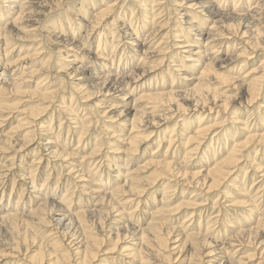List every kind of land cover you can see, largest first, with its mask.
Listing matches in <instances>:
<instances>
[{
    "label": "rangeland",
    "instance_id": "1",
    "mask_svg": "<svg viewBox=\"0 0 264 264\" xmlns=\"http://www.w3.org/2000/svg\"><path fill=\"white\" fill-rule=\"evenodd\" d=\"M163 1L165 2V5H163V7L157 6V8L153 5V2L151 0H62L60 4L56 5L55 8L57 9L51 11L50 13L48 12L47 8H41L40 11L37 12L38 14H36L35 17V22L37 23L38 29L34 34L36 35L35 39L31 40L33 43L28 42V40L22 42L11 40V52L5 58H9V62H11L14 59H17L19 55H27V52L29 51L28 55L33 56L26 59V61H29V67L26 65L27 68L26 66L25 68H20L21 70L18 69V72L17 70L16 72L9 70V72H6L7 75H0V79L4 81V78L6 77L7 79H10L12 77L16 78L23 72L25 73L30 70L38 71L40 70L39 68H41L44 61L50 56L52 65L51 68L48 65H45L46 68L42 70L43 72H40L36 76L26 77L28 81L20 84V91H24V94H26V92H32L35 89H38V91L41 92V89L44 88L42 89V91L45 92L48 90L52 91L63 88V91L55 96V100H52V97L47 99V101L50 102V104H44L49 105L47 110L45 109V111H42L39 114H35L40 111L39 109H37L38 103L40 102L37 96H35V98L33 99L31 97V100L27 97L22 96L21 99H27V102L19 103L18 101L20 99L18 94V96L7 95L8 97L5 96L4 98L5 101H2L4 103L7 102L6 104L13 103L15 105H19L20 107H18V109L21 110H34V114H32L30 110L29 111L33 116L36 115L35 117L37 118H34V122L35 124H38L40 126V132H38V129L33 130L30 132V135H27L29 138L25 136L27 139H30V143L27 144L25 143L27 139L23 136L26 130H22V127L11 129L16 125L17 117H9L8 115L7 117H2V119H0V147L3 148L8 143L7 140L5 141L6 138L15 143H13L11 147L12 149L10 148L11 150L8 149L9 152L13 154L14 158H11V153L0 154V167L3 164H8L12 167V169L8 172V177L4 179V181L6 180V184L0 182L2 183L0 184V186L4 187L3 189H5L2 200L0 198L1 211L2 209H6L7 205L9 204L7 198L13 202L16 201L20 196L23 201H26L28 199L31 200H29L31 204L29 203L27 206H25L26 210L27 208H29V205H31V208H34L46 198V200L50 202L53 201V203H55L54 208H64L63 210L66 212L68 211V213H73L85 208L91 209L96 203V196H90V191H95L96 193H105L107 191L106 193H110V191L116 189L119 184L122 185L125 182V177L128 178L127 181L129 180L128 182L126 181L125 185H123V189H121L125 191H119L114 198L116 201V205H119L118 211L119 213L121 212L118 222H114L116 221V215H118L116 211L111 212V215L109 216L110 218H112L111 220H105L103 222L104 224L106 223L107 227H111L109 231L112 235L110 234V236H108L106 240L104 239L103 243L99 247L93 246L92 243L89 244L91 248L88 246V251L94 250L93 253L95 251H98V253L94 260H88V264H174L173 262L175 260L176 264H220L222 262V259H218V256H220L222 252H220V245L217 244L225 243L229 240V238L234 236L239 231L253 228L258 221L257 216L260 215V211L264 212V196L262 195L264 194V141L260 139V135H262V133L264 132V109L259 107L260 104L264 103V91L261 92L259 98L253 103L247 102L248 97L244 93L240 95L234 94L235 88L237 87L236 85L243 77V74L249 72L253 68L256 69L260 62L264 59V44L260 45V47L263 49L258 47V50L254 52L252 58H250L249 60L245 58L230 60L229 57L232 54V51L235 49V44H237L238 47L237 52H241L243 49L244 51H250V41H253V43H255V39L252 40L253 38L250 39V43L248 45L242 43L240 40H237V38H233L229 41V43H225L221 47V52L218 53L219 57L215 60L217 67H219L218 65L221 66L220 70L217 69L219 72V77L216 76L214 77V79H212V81L216 83L218 87H220V90L218 92L221 95H224V93H226V89L230 88L227 93L231 95L234 94L235 101L233 105L230 106L227 110L228 112H220L217 116V113L215 111L210 113L202 110L188 111L186 110L187 105L181 100H178L177 102L182 104V106L185 107L186 111L178 112L174 114L171 119L164 122L163 125L156 130L155 134H152V136L148 137V140L137 151L130 153L126 152L127 148H129L128 145H130L128 144L127 138L130 133L129 130L133 112L135 109H141L146 105H150L151 102L150 99H147L145 97L141 98V96H143L142 94L162 93L172 90L182 91L186 88L191 89L195 84L194 80H186V77H194L195 74L192 73L195 72H193L192 70L191 72L186 67H179L183 64V66H187L185 64L189 65L192 63L189 61V59H185V55L187 53L183 52L182 50L177 51L175 49H172L174 51H172V54H169L170 59L168 58V60L164 64L159 63L158 56L150 57V59L144 64L143 67L146 68V74L143 75L140 80H138V83H136L137 85L135 84L134 87H131V94H129V96L124 99L126 100V102H122L119 99L115 98V96L112 97L109 94H106L99 83L98 78L101 74L103 75L109 73V75H114L116 74V72L124 74L123 70H125L127 71L126 73L128 75L132 73L135 67L142 66L144 61L138 60L141 59L139 56L140 53L136 51L134 44H141V42L144 41L146 35H148V33L152 29L151 20L154 17L153 12L147 14V10L144 11L143 8H148V10L150 8V10L155 9L157 10L155 13H158L160 10L161 13L159 14L161 16H165H163L164 22H168L167 26H165L166 28L157 32L150 40V43L153 46H156L160 41L164 42V38H169V44L177 43L175 38L172 39L171 31L173 29L174 34L176 33V31L180 32L179 30L182 29V23H179V21H177V10L176 8H173L171 6L174 5L173 3L175 0ZM21 2H23V0ZM111 3H114L112 14L109 15L107 21L102 22L101 26H98L94 29L95 31L92 32L88 40L83 44L84 48L82 47V52H78V63L81 64L83 68H85L84 74H86L85 76L87 77V79L84 82H87L88 84L86 90L83 92H86V94H83L82 92L79 93V91L76 92V90L73 88V85H71L75 80V77L73 78V76L65 72L58 73V70L60 68L59 66L66 61L65 57H63L66 50L63 46H59L58 44H56V36H53L50 33L53 31L55 35L60 36L66 42H81V40L84 39L83 37H85V32L87 31L89 22H91V20L95 18L94 14L100 9L110 5ZM5 4L8 5V3ZM0 8L9 7H5L4 2L0 0ZM168 12L170 13L168 14ZM159 14H156V16ZM122 17L125 18L123 19ZM192 18H194L193 21L195 23H204L203 26L206 25V27L212 23V20H205L203 18H199L196 15H193ZM95 22H97V19H95ZM198 23L196 24L199 25ZM122 24L124 27H122ZM144 28H146V30H144ZM70 29L72 30V32ZM178 32L176 34H179ZM181 34L187 35L189 33L186 31L184 34ZM197 37L198 36H195L194 38ZM205 37L206 35L202 36L201 38L203 39ZM194 38H186L187 43L189 42V44L193 45V47L199 45L198 43L194 42ZM262 39H264V37ZM220 42L221 41H216L210 45L216 47L220 45ZM260 42L262 43L261 40ZM21 44L25 46L20 47ZM26 44L33 45H31V47L30 45ZM226 45H228L227 49ZM29 46L30 48H27ZM37 46H41L45 52L40 57L34 56L35 52L39 50ZM35 47L37 48L36 51L34 50ZM57 48H60V51H56ZM31 50L33 52H31ZM99 51L101 53H99ZM1 52L2 48H0V53ZM107 58L111 60V62ZM181 59H183V61ZM102 67H104L105 69H103ZM180 68L183 70V72L179 70ZM3 69L4 66L0 62V73ZM101 70L104 71L102 72ZM14 73L16 76L14 75ZM188 74L191 76H188ZM251 75L255 77L259 74L255 72ZM45 76H47V79L45 80L46 82L44 81L46 83V85H44L45 87L42 86L37 88L36 85L38 80ZM50 100H52L53 102ZM124 110H126L125 113L128 112V115L123 117L122 120L121 115H124V113L121 114V111ZM233 115L238 119H229V117H234ZM2 120L4 121L2 122ZM222 120H224L223 122H221L222 126L217 128L215 132L209 133L206 138L202 139V142L198 146V149L189 151L191 147H189L190 145L186 146L185 142L190 135L194 134V132L197 130V127H199L200 125L203 127L209 124H213L215 121L220 122ZM82 126H87L86 129H84L85 131L83 130ZM249 135H252L253 137H251V139L248 141L246 147L241 150L242 157L239 160L237 169H235L230 177L228 176V178H225V180L221 183L217 184L213 188H208L210 181L208 180L207 182H203L206 170L210 168L211 165L218 163L223 157H225V155H228L238 143L245 142L247 136ZM45 140L46 142L50 143L47 144L48 146H51L52 144L53 149L49 148V151L57 149L64 154L68 153L70 156L67 157V161H63V159L59 158V156L56 157L50 155L48 153V150H44L46 149L43 148L45 147ZM22 144L27 145L22 146ZM55 146L58 147L56 148ZM84 156L85 158H83ZM125 157L131 159L128 160ZM47 158H49L50 161ZM124 159L128 161L126 165L121 164V161ZM87 160L90 163H88ZM154 160L155 162L163 161L172 163L175 166H179L181 170L187 172L185 180L190 181V183H186L188 185H183L180 183L175 184V182L173 181L169 182L166 179L161 178L152 184L151 182L154 181L159 172V169L155 168L154 166H150V163H152V161L154 162ZM67 162L72 163L69 164V167L70 169L72 167V169L76 171L75 173H68L69 169L67 168ZM110 162H112V164ZM100 164L103 166H101ZM73 165H76L75 167L77 168V170ZM78 165H80L82 169L79 168ZM87 165H89V167ZM121 165L122 167H120ZM76 173H79L80 175H76ZM85 174L86 176H84ZM101 174H103L104 176ZM126 174L128 175L125 176ZM191 174L193 175V178L190 177ZM82 175L84 177H81ZM71 181L72 183H70ZM30 182L32 183V185ZM16 188H18L17 191H23L25 194L23 192H21L23 195L20 194V192L16 191ZM130 188L133 189L132 191H136L139 188H144V192L140 197L127 198L124 195H128V193L131 192ZM38 190L40 191L38 192ZM33 193H36L37 195ZM26 195L28 198L26 197ZM82 196L84 197V199ZM63 198L67 199L64 200ZM62 199L64 200V202ZM244 200L249 201V205L235 203ZM35 201L37 202L35 203ZM76 201H78L79 203L81 202L80 204L82 206L79 205V203ZM106 202L107 201L104 200L99 202L100 212H104L106 210ZM75 203L77 205H75ZM252 203L253 206H251ZM66 207L68 210H66ZM174 207H176L177 209L169 212L163 211L161 212L162 215L157 212L160 209L169 210ZM23 217L24 218H20L19 220L2 222L0 224V264H33L30 261V258L33 255H36V253H39L38 251H40L41 247V254L44 257L43 261H45L42 264H54V260L58 256V252H69L71 253L72 261H78V264L81 263L80 254L73 255V252H71L72 249L76 247H73V240H71L73 236L71 237L69 236V234L67 235L65 230H62V228H58V226H56L55 219L57 218V215H54L53 220L52 214H49L48 211L45 212L46 221L48 222V226H51V228L40 227V225L37 226L35 223H32L28 218L29 216L27 215V212L23 213ZM187 217L188 219H186ZM70 218L71 217H68L64 223L66 224L68 219ZM72 218L74 219L73 216ZM85 220L87 221L88 218H85ZM93 221L97 220H95V218L91 219L90 221L88 220L86 222L88 223L86 226L90 227L91 225V227L93 228ZM152 221H160L164 224V226L173 228L174 235L171 237L173 239L174 236L178 233H180V236L189 233L206 236V238H208L207 240L212 243L211 248L215 249V255L207 257V253L210 248L199 247V249H196L194 251L191 245L188 244V242L184 244V248L180 253L178 251L179 249L177 248V250L170 251L169 254V251L166 249H169L167 246L170 242L164 243L163 246H160L159 248L156 242L147 241L149 239L147 236L142 240H138L139 235H134L133 233L135 232H131V230L133 229L129 231L130 233H132L130 234L128 232L129 228H125L134 226V228L136 229H141L146 227ZM210 221L212 224L210 223ZM197 225L199 227H197ZM52 228H56L52 231H56V233L53 236H49V238H59L57 239L59 241V248L55 250L51 249V245L49 241H47V239L49 240V238H44V235L46 233L43 232L46 229L49 230ZM85 230H88V228H86ZM205 230H207V232ZM79 231L76 232L77 234L75 233V236H79L80 238L83 236L84 238L85 233ZM98 232V234L96 235L103 237L101 233L103 234L107 231L104 232L98 230ZM214 233L215 236H213ZM222 236L224 238H222ZM263 236L264 234L261 238L257 239V242L260 241L261 244H252L250 248L246 249V253H255V260H253L251 264H256L260 260L261 254L259 253H261L264 249ZM219 238H221V240ZM248 238L249 237L246 236L244 237V240H247ZM116 241H118V250L116 249L117 252L108 254L104 257L102 254L103 251L112 248ZM132 242L135 244L132 245L131 248H135L136 250L141 249V251L136 253L135 256H126V254L130 251L121 252L119 248H121L122 246L126 247L129 243ZM81 249H84V247L82 246ZM244 251L245 250H240V252L236 253H234L233 250L226 251L227 253H225V259H234L235 261L243 253L246 254ZM231 255L233 257H231ZM262 255H264V253Z\"/></svg>",
    "mask_w": 264,
    "mask_h": 264
},
{
    "label": "bare ground",
    "instance_id": "2",
    "mask_svg": "<svg viewBox=\"0 0 264 264\" xmlns=\"http://www.w3.org/2000/svg\"><path fill=\"white\" fill-rule=\"evenodd\" d=\"M2 1L4 2V6L5 7L8 6L9 8H0V48H2V52L0 53V55H1L0 62L4 66V69L2 70L0 75H7L6 72H9V70H11L13 72H16V70H17V72H18V69L21 70L22 68H25L26 65L28 66L29 65L28 64L29 61H26V59L28 57L29 58L33 57L32 55H28L29 54V51H28L27 55H24V56H22L23 54L19 55L17 57V59H14L11 62H9V58L5 59L11 52V50H10V48L12 46V45H10L11 44L10 43L11 40H14V41L17 40L18 42H22V41H25V40L27 41L28 40V42H32L31 40L35 39L36 35H34V34H35L36 30L38 29L37 23L35 22L36 14H38L37 12H39L41 8H47L48 12L50 13L51 11H54L55 9H57V8H55L56 5L60 4V2L62 0H23V2H21L22 0H2ZM151 1L153 2V5L156 6V7L157 6L158 7H160V6L163 7V5H165L164 4L165 2L163 0H159V1L158 0L157 1L156 0H151ZM5 3H8V5L5 4ZM113 4L114 3H111L110 5L106 6L105 8L100 9L98 12H96L94 14L95 18L93 20H91V22H89L88 27H87V31L85 32V37H83L84 39L81 40V42H79V41L78 42L77 41L76 42L75 41L66 42L60 36L55 35V33L53 31H52L53 33L52 32L50 33L51 35L56 36V39H55L56 40L55 41L56 44H58L59 46H63L65 48V50H66L64 52V55H63V57H65L66 61L63 62L59 66L60 68L58 70V73L65 72V73H68L69 75L73 76V78L75 77V80L72 82L71 85H73V88L76 90V92L79 91V93H81V92L83 93L86 90L87 84H88L87 82H84L87 79V77L85 76L86 74H84L85 68H83L81 66V64L78 63V58H77L78 57V52L79 51L82 52L83 44L88 40V38L90 37L92 32L95 31L94 29L96 27H98V26H101L102 22L107 21V19L109 18V15L112 14ZM173 4L174 5H171V6L173 8H176V10H177V13H176V15H178L177 16V18H178L177 21H179V23L183 24V25L181 24L182 29H180L179 31L181 33H183V34L187 31L189 34L182 35L178 31H176V33L178 32L179 34H176V33L174 34L173 29H172L171 37H172V39L175 38L177 43L169 44V40H168L169 38H164L165 39L164 42L160 41L156 46H153L150 43V40L152 39V37L157 32H159L161 30H164V28H166L165 26H167L168 22H164V19H163L164 15L161 16L159 14V13H161V11L159 9H158L159 12L155 13L157 11L155 9L150 10L151 9L150 7H149L150 8L149 10H148V8H143L144 11L147 10V14H150V13L153 12L154 13V17L152 18V20L150 19L152 21L151 22V24H152L151 28L152 29L148 33V35L145 34L146 38L144 39V41L141 42V44H139V43H135L134 44L135 45L134 47L136 48V51L140 53L139 56H140L141 59H138V60H141V61L143 60L144 61L142 66L135 67L133 71L131 70L132 73H130L128 75L126 73L127 71L123 70L124 74H120L119 72H116V74H114L115 76L113 74L109 75V73L108 74H103V75L101 74L99 76V78H98L99 79V83H100L101 87L104 89L106 94H109L112 97L115 96V98L119 99L120 101L126 102V100H124V99L126 97H128L129 94H131V92H132L131 87H134V85L136 83H138V80H140V78L143 75L146 74L145 73L146 72V70H145L146 68H143V67H144V64L150 59V57L158 56L159 57V63L164 64L168 60V58L170 59V55L169 54H172L173 53L172 51H174L172 49H175L177 51L182 50L183 52L187 53L185 55V59H187V60L189 59V61L192 62L189 65L185 64L187 66H183L184 64L179 66V67H186L190 71L192 70L193 72H195V73H192V74H195L194 77H186L187 81H190V80H194L195 81V84H194V86L191 89L186 88V89H184L182 91H173L172 90V91L162 92V93L142 94L143 96H141V98L145 97L147 99H150L151 102H150V105H146V106H144L141 109H135L134 112H133V116H132V119H131L130 130H129L130 133H129L128 138H127L128 144H130L128 146H129V148H131V149L127 148L126 152H128V153L137 151L148 140V137L152 136V134H155L156 130L158 128H160L163 125L164 122H166L167 120L171 119L174 116V114H176L178 112H181V111L185 112L186 110H188V111L189 110H193V111L202 110V111H207L208 113H210V112L215 111L217 113V116H218V114L220 112L226 113V111L229 109V107L233 105V103L235 101L234 94L235 95L236 94L240 95V94L244 93L248 97L247 102H249V103L252 102L253 103L254 101H256L259 98V96L261 95V92L264 91V83H263V81H264V59L260 62V64L258 65V67L256 69L253 68L249 72L243 74V77L241 78L239 83L236 85L237 87L235 88V92L232 95L227 93V91L230 88H227L226 89V93H224V95H221L218 92L220 90V87H218V85L212 81V79H214V77H216V76L219 77L218 70H220L221 66L218 65L219 67H217V65L215 63V60H216V58L219 57L218 53L221 52V49H222L221 47L225 43L226 44L229 43V41L232 40L233 38H235V39L237 38V40H240L242 43H245L247 45L251 42L249 44V45H251L249 47L250 51H248V50L244 51V49H243L241 52H237L238 47H237V44H235V46H234L235 49L232 51V54L229 56L230 60L237 59V58H245V59L249 60L250 58H252L254 52L256 50H258V47L261 48L260 45L264 44V39H262L264 37V0H175ZM172 11H175V10H172ZM169 13L170 12H168V14ZM156 14H159V15L156 16ZM193 15H196L199 18H203L205 20L210 19V20H212V23L209 26H207V27H206V25L203 26L204 23L202 24V23L196 22V23L199 24V25H197L193 21V19H194V18H192ZM95 19H97V22H95ZM150 20H148V21H150ZM157 20H159V21H157ZM2 25H4V26H2ZM174 25H173V27H174ZM28 27H32V28H28ZM122 27H124L123 24H122ZM129 28H131V27H129ZM178 28H181V27H178ZM178 28H176V29H178ZM144 30H146V28H144ZM190 31H191V33H190ZM71 32H72V30H71ZM76 32H77V30H76ZM28 33H30V34H28ZM138 35H140V34H138ZM204 35H206V37L202 39L201 37L204 36ZM73 36H74V34H73ZM116 36H117V34H116ZM195 36H198V37L194 38ZM192 37L195 39L194 42L198 43L199 45L193 47V45L189 44V42L187 43L186 38H192ZM9 38H12V39H9ZM250 39H252V40L255 39V43H253V41H250ZM260 40L262 41V43L260 42ZM216 41L217 42L221 41L219 46L215 47V46H211L210 45V44H212L213 42H216ZM26 45H30L31 46L33 44H26ZM22 46H25V45L21 44L20 47H22ZM30 46L27 47V48H30ZM38 48H39L38 51H36V49H37L36 47L34 49L36 51L34 56H36V57H40L41 55H43V53H45L44 49L41 46H39ZM227 48H228V45H226V49ZM192 49H195V50H192ZM261 49H263V48H261ZM56 51H60V48H57ZM31 52H33V51L31 50ZM99 53H101V52L99 51ZM99 57H100V55H99ZM131 60H132V58H131ZM181 60L183 61V59H181ZM22 61H24V62H22ZM79 61H81V60H79ZM109 61L111 62V60H109ZM172 62H173V60H172ZM76 64H78V65H76ZM123 64H125V63H123ZM172 64H174V63H172ZM45 65H48L51 68L52 65H51L50 56L44 61V63L42 64L41 68H39L40 70L37 69L38 71L30 70V71L25 72V73L23 72L21 75H19L16 78L12 77L13 79L12 78L7 79V77H6V78H4V81H2V79H0V116H1L0 119H2V117H7L8 115H9V117H17V119H16L17 123L11 129H17V128H21L22 127V130H26L24 135H23L24 137L25 136L28 137L27 135H30V132L33 131V130H37L38 129L39 130L38 132H40V129H39L40 126L38 124H35V122H34L35 121L34 118L36 119L37 117H35L36 115L35 116L32 115V114H34L35 111L34 110L31 111L29 109L32 112V114H31V112L29 110H27V109H23V110L18 109V107H20L19 105H15L13 103L6 104L7 102L4 103L2 101H5L4 98L7 95L12 96V95H17L18 94L20 100L19 101L17 100V101L19 103L27 102V99H24V100L21 99L22 96L23 97H27L29 99L31 97L33 99V98H35V96H37L39 98V101H40L38 103L37 109H39L40 111H38V113H35V114H39L40 112L45 111V109L47 110V108L49 106L48 104H50V102L47 101V99L52 97V100H55V98H56L55 96L58 93L62 92L63 88L59 89V90H52V91L48 90V91H45V92L42 91V89H44V88L41 89V92H39L38 89H35L32 92L28 91V93L26 92V94H24L25 92L24 91H20V87H19L21 83H23L25 81H28L26 77L36 76L40 72H43L42 70H44L46 68ZM242 65H244V64H242ZM27 66H26V68H27ZM102 68L105 69L104 67H102ZM179 70H181L183 72V70L181 68ZM101 71L103 72L104 70H101ZM13 72H10V73H13ZM255 72L257 74H259V75L253 77L251 74H253ZM14 75H15V73H14ZM188 76H191V75L188 74ZM46 77L47 76L42 77L40 80H38L37 85H36L37 88L46 85V83H45L46 82L45 80L47 79ZM152 88H153V86H152ZM167 88H169V87H167ZM83 94H86V92L83 93ZM163 99H165V100H163ZM52 100H50V101H52ZM178 100H181L182 102H184L187 105L186 110H185V107L182 106V104L177 102ZM45 103H48V104L44 105ZM259 107L264 109V103L260 104ZM125 112H126V110L121 111V114L124 113V115H121L122 116V120H123V117L128 115L127 114L128 112L127 113H125ZM30 115H32L33 117L30 116ZM229 119L236 120L238 118H236V116H234V117H229ZM215 120H217V119H215ZM3 121L4 120H2V122ZM223 121L224 120H222L220 122L219 121H215L213 124H209V125H206V126H203V127L201 125L199 127L196 126L197 130L195 132L193 131L194 134L190 135L186 139V142H185L186 146L190 145L189 147H191V149L189 151H193V150L198 149V146L202 142V139L206 138V136L209 133L215 132V130H217V128L222 126L221 122H223ZM199 122H200V120H199ZM86 127L82 126L83 130L86 129ZM18 130H21V129H18ZM38 134H40V133H38ZM32 135H33V133H32ZM112 136H115V135H112ZM251 137H253V136L252 135L247 136L245 142L238 143L228 155H225V157H223L219 162L216 160L218 163H215L214 165H211L212 167L210 166V168H208L206 170V172L204 174L203 182H207L208 180L210 181L208 188H213L217 184H219L222 181H224L225 178H228V176L230 177L233 174L235 169H237V167H238V163H239L240 158L242 157L241 156V150H243L246 147V144L251 139ZM30 138H31V136H30ZM79 139H81V138H79ZM260 139H262L264 141V132L262 133V135H260ZM6 140H7L8 143L6 145L4 144L5 147H3V148L0 147V154L1 153L2 154L11 153V152H9L8 149H10L12 147L14 142L11 141V140H8L7 138L5 139V141ZM45 142H46V140H45ZM25 143L29 144L30 143V139H27L25 141ZM27 144H22V146H26ZM47 144H50V143L49 142L44 143L45 147H43V148H46L44 150H48L49 151V148L53 149L52 144H51V146L50 145L48 146ZM56 145H57V142H56ZM59 148H60V146H59ZM184 148H185V146H184ZM176 149H178V148H176ZM36 151H35V153H36ZM171 151H173V150H171ZM15 152H17V151H15ZM118 152H120V151H118ZM48 153L50 155H53V156H56V157L59 156V158H62L63 161H65V162L67 161V157L70 156L68 153H67L68 155L64 154L63 152L58 151L57 149L51 150ZM85 156L83 158H85ZM118 157H120V156H118ZM11 158H14L13 154H12ZM125 158L128 159L127 157H125ZM159 158H161V157H159ZM204 158H206V157H204ZM47 159H49V158H47ZM82 159H81V162H82ZM126 159L121 161L122 165H126L127 164L128 161ZM129 159H131V158H129ZM90 160H92V159H90ZM49 161H50V159H49ZM99 161H101V160H99ZM87 162H88V160H87ZM67 163H68L67 164L68 165L67 168L69 169V172L68 171L67 172L68 173H75L76 171H74L72 169V167H71V169L69 167V164L71 162H67ZM88 163H90V162H88ZM110 163L112 164V162H110ZM181 164H182V162H181ZM12 165H13V162H12ZM122 165L120 167H122ZM78 166H79V168H81L80 165H78ZM87 166L89 167V165H87ZM101 166H103V165H101ZM150 166H154L155 168L159 169L157 177L154 179L153 182H151L152 184L154 182L158 181V179H161V178H164V179H166L169 182L173 181V182H175V184L176 183H180V184H183V185H188L186 183H190V181H186L185 180L187 172L181 170V168L179 166H175L172 163H167V162H163V161L162 162L161 161H158V162L156 161L155 162V160H154V162L152 161V163H150ZM116 168H117V166H116ZM11 169H12V167L10 165H8V164H3L0 167V182H3V184H6L5 183L6 180L4 181V179H6V177H8V174H9L8 172ZM75 169L77 170L76 167H75ZM45 170H47V169H45ZM30 174H32V173H30ZM78 174L79 173H76V175H78ZM24 175H27V174H24ZM101 175H103V174H101ZM108 175H109V173H108ZM127 175L128 174H126L125 176H127ZM72 176H73V174H72ZM84 176H86V174ZM84 176L82 175L81 177H84ZM68 177H71V176H68ZM178 177H179V180H178ZM190 177L193 178V175L191 174ZM71 179H74V178H71ZM127 179L128 178L125 177V182L122 185L119 184V186L117 188L115 187L116 189L111 190L110 193H106L107 191L105 193H96L95 191H90V194H91L90 196H92V197L96 196L95 197L96 198V203L94 204V206L91 209L90 208L89 209H86V208L82 209L81 208L82 210H78V211L73 212V213H68V211L67 212L64 211L63 210L64 208L63 209L62 208H59V209L54 208L55 207L54 206L55 203H53V201L50 202V201L46 200L47 198L44 199L42 202H40L34 208H31L30 207L31 205H29V208H27V210H26L25 206H27L29 203L31 204V202H30L31 200L30 199H28L26 201H23V199L20 198L21 197L20 196L16 201L12 202L10 199H8L6 197L8 202H9V204L7 205L6 209H2V211L0 209V224L2 222L12 221V220L15 221V220H19L20 218L22 219V218H24L23 217V213L27 212V215L29 216L28 218L30 219V221L32 223H35L37 226L40 225V227H50L51 228V226H48V222L46 221L45 212L48 211L49 214L51 213L52 214V219H53L54 215H57V218L55 219L56 220V223H55L56 226H58V228H62V230H65L67 235L69 234V236H71V237L73 236L71 240H73L72 241L73 242V247L74 246H76V247L75 248L72 247L73 249H72L71 252H73V255L74 254L75 255L80 254V257H81L80 258L81 259L80 260L81 261L80 264H88L89 261L94 260V258L96 257V255L98 253V251H95L93 253L94 250L93 251H88L87 248H88L89 244L92 243L93 246L99 247L103 243V240L104 239L106 240V238H108V236H110V234H111V232L109 231L111 229V227L110 226L107 227L106 223L104 224L103 222L105 220L107 221V220H111L112 219V218L109 217L111 215L112 211H116L117 214H118V215H116V218H115L116 221H114V222H118V220L120 218L121 212L119 213V211H118V206L119 205L118 206L116 205V201H115L114 198H115V195L118 194L119 191L120 192L121 191H123V192L125 191V190H121V189H123V185H125ZM81 180H83V179H81ZM102 180H104V179H102ZM70 183H72V181ZM110 183H108V184H110ZM0 184H2V183H0ZM24 185H25V183H24ZM31 185H32V183H31ZM97 185H99V184H97ZM251 185H252V183H251ZM169 186H170V184H169ZM40 187H41V185H40ZM3 188L4 187H1V191H0L1 200L3 198V193H4V190H5ZM95 188H96V186H95ZM169 188H171V187H169ZM17 189L18 188H16V191H17ZM22 189H26V188H22ZM132 190L133 189L130 188L131 192L128 193V195L125 194L124 196L127 197V198L140 197L141 194L144 192V188H139L136 191H132ZM39 191L40 190H38V192ZM17 192H20V194H22L21 192H23V191H17ZM52 193H53V191H52ZM33 194H36V193H33ZM64 195H65V193H64ZM67 195H70V194H67ZM262 195L264 196V194H262ZM83 196H85V195H83ZM263 196H261V197H263ZM26 197H27V195H26ZM62 197H64V196H62ZM79 197H78V199H79ZM33 199H34V197H33ZM63 199L66 200L67 198L66 199L63 198ZM69 199H71V198H69ZM83 199H84V197H83ZM124 199H126V198H124ZM1 200H0V202H1ZM64 200H63V202H64ZM103 200L107 201L106 202L107 207H105L106 210L104 212H100V208H99L100 203L99 202H101ZM165 200H167V199H165ZM37 201H38V199H37ZM37 201H35V203ZM59 201H61V200H59ZM163 201H164V198H163ZM11 202H12V204H11ZM63 202H62V204H63ZM72 202H73V200H72ZM76 202H78V201H76ZM80 203H79V205H81ZM87 203H88V201H87ZM235 203L236 204H248L249 205L250 202L244 200V201H239V202H235ZM75 205H77V204L75 203ZM90 205H92V204H90ZM251 206H253V203H252ZM57 207H59V206H57ZM165 208H166V206H165ZM176 209H177L176 207H174L172 209H169V210L160 209L157 212L162 215L161 212H163V211L164 212H169V211H174ZM66 210H68L67 207H66ZM192 213H194V212H192ZM259 214L260 215L257 216L258 217L257 218L258 221H257L256 225L254 223L255 226L253 228L239 231L238 233H236L234 236L229 238V240L226 241L223 244L215 243L217 245H220V249H221L220 252H222V254L220 256H218V259H222V262L220 264H251V262L253 260H255L254 259L255 258V253H246V249L250 248L252 246V244L253 245H257V243H260V241L257 242L258 241L257 239L261 238L262 235L264 234V212L260 211ZM41 215H43V216H41ZM72 216L74 217V219L72 218ZM68 217H71V218L68 219L67 223L65 224L64 222L66 221V219ZM85 218H88L89 221L91 219H94V218H95V220H97V221H93V223H92V225H94L93 228L91 227V225H90V227L86 226L88 224V223H86L88 220L86 221ZM186 219H188V217ZM161 220H162V218H161ZM184 221H186V220H184ZM51 222H52V220H51ZM210 223H211V221H210ZM213 223H214V219H213ZM198 225H197V227H199ZM86 228H88V230H85ZM125 228H127V229L129 228L128 232L131 229H133V230H131V232H135V233H133L134 235H137V234L139 235L138 240L139 239L142 240V239H144L147 236L149 238L147 241L156 242L158 244L159 248H160V246H163L164 243L170 242L171 244L169 243V245L167 246L169 249H166V250L169 251V254H170V251L177 250V248L179 249L178 251L180 253L181 250L184 248L183 247L184 244H186L187 242H188L189 245H191V247H192V249L194 251L196 249H199V247H201V248H210L208 253H207V257L214 256L215 253H216L215 249L211 248L212 243L207 240L208 238H206V236L195 234V233H189V234L180 236V233H178L177 235H175L176 237L174 236V239H173L171 237L174 235L173 234V230L174 229L164 226V224L162 222H160V221H152L146 227L141 228V229H136V228H134V226L133 227H131V226L130 227H125ZM38 229H39V227H38ZM54 229H56V228H52V229H49V230L48 229L44 230L43 232L46 233L44 235V238H47V237L49 238V236L55 235L56 231L52 232ZM79 230L82 231V233H85V237L84 238H83V236L81 238L79 236H75V233L77 231H79ZM98 230H101V231H104V232L107 231V232L103 233V234L100 232L101 235H103V237H100V236L96 235V234L99 233ZM205 231L207 232V230H205ZM117 233H118V231H117ZM27 234H29V233H27ZM130 234H132V233H130ZM125 236H126V234H125ZM213 236H215V233H214ZM246 236H248L249 238L247 240H244V237H246ZM227 237H229V236H227ZM222 238H224V237L222 236ZM57 239H59V238H57ZM57 239H54V237L49 238V240L47 239V241H49V243L51 245V249H53V250L59 248L58 247L59 241ZM219 239L221 240V238H219ZM121 240H122V238H121ZM47 241H46V243H47ZM118 241H116L114 243L112 248L103 251L102 254H103L104 257L106 255H108V254H113L114 252H117L116 249L118 250V245H117ZM134 244L135 243L132 242V243H129L126 247L122 246L119 249H120L121 252L130 251V252H128L126 254V256H131V255L135 256V254L140 252L141 249L136 250L135 248H131V246L134 245ZM65 246H67V245H65ZM82 246L84 247V249H81ZM229 250H233L234 253L240 252V250H242V251L245 250L244 252L246 254L243 253L240 256L238 255L239 257L235 261H234V259L226 260L225 259V253H227L226 251H229ZM41 251H42V247H41L40 251H38L39 253H36V255H33L30 258V261L33 264H42V263L45 262V261H43L44 257L41 254ZM168 251H166V252H168ZM263 253H264V249H263V251L261 253H259V254H261V257H260V260L258 261V263H256V264H263V261H264V255H262ZM57 255L58 256L55 258V260H54L55 263L54 264H73V263L78 264L79 263L78 261L74 262V261L71 260V253H69V252H65V253H59L58 252ZM231 257H233V256L231 255ZM175 262H176V260L173 263L176 264ZM29 264H31V263H29Z\"/></svg>",
    "mask_w": 264,
    "mask_h": 264
}]
</instances>
